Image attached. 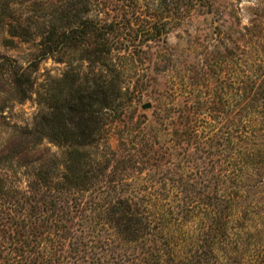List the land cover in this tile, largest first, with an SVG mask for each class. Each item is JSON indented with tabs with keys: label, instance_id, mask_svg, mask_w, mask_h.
I'll return each mask as SVG.
<instances>
[{
	"label": "trees",
	"instance_id": "obj_1",
	"mask_svg": "<svg viewBox=\"0 0 264 264\" xmlns=\"http://www.w3.org/2000/svg\"><path fill=\"white\" fill-rule=\"evenodd\" d=\"M78 4L57 11L48 23L38 22L45 29L39 56L64 60L79 53L89 67L107 65L113 50L106 33ZM0 5L4 22L12 8L8 0ZM29 20L10 23L12 35L31 40ZM246 53L238 54L234 133L228 129L225 136L226 161L232 166L219 175V205L200 216L198 233H191L185 222L193 208L170 203L169 191L119 188L125 179L116 169L133 158H116L115 153L108 158L101 152L108 144V125L123 114L117 108L123 92L116 76L105 79L77 66L35 91L38 62L24 68L3 56L0 69L11 70L19 99L35 92L44 105L34 126L24 130L30 147L47 139L60 150L46 151L17 198L22 210L12 212L10 224L0 222V264H36L31 252L38 254V264H264V256L256 259L253 253L254 233L238 222L252 219L253 202L264 190V115L252 110L255 102H264V58H259L264 52L251 47ZM194 119L191 131L199 137ZM206 197L214 199L210 192Z\"/></svg>",
	"mask_w": 264,
	"mask_h": 264
},
{
	"label": "rangeland",
	"instance_id": "obj_2",
	"mask_svg": "<svg viewBox=\"0 0 264 264\" xmlns=\"http://www.w3.org/2000/svg\"><path fill=\"white\" fill-rule=\"evenodd\" d=\"M8 1L12 15L0 21V59L7 56L24 68L37 61L35 91L41 92L48 79L77 66L105 79L116 76L123 92V104L117 108L123 114L108 125V144L101 152L108 158L114 153L116 158H133L127 167L116 169L125 179L119 188L169 191L170 203L193 208L185 222L191 233H198L200 216L219 205V175L232 166L226 161L225 136L228 129L234 133L238 110V54L246 55L251 47L264 52V0ZM74 3L106 33L105 41L113 50L107 65L89 67L79 53L64 60L39 56L45 29L38 22L48 23ZM28 19L32 39L12 35L9 24ZM13 84L11 70L0 69V222L7 224L13 211L22 210L17 198L46 151L60 150L47 139L30 147L24 130L34 126L44 105L35 92L20 100ZM255 106L252 110L264 115V102ZM192 118L197 120L199 137L191 131ZM208 192L214 199H207ZM252 210L250 221L238 222L254 233L252 249L258 259L264 256V190L257 194ZM31 253L38 264V254Z\"/></svg>",
	"mask_w": 264,
	"mask_h": 264
}]
</instances>
